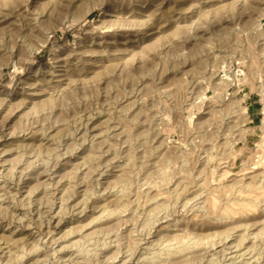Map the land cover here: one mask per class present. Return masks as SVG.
Masks as SVG:
<instances>
[{
    "label": "rangeland",
    "instance_id": "374dc122",
    "mask_svg": "<svg viewBox=\"0 0 264 264\" xmlns=\"http://www.w3.org/2000/svg\"><path fill=\"white\" fill-rule=\"evenodd\" d=\"M262 53L264 0H0V264H264Z\"/></svg>",
    "mask_w": 264,
    "mask_h": 264
},
{
    "label": "bare ground",
    "instance_id": "6f19581e",
    "mask_svg": "<svg viewBox=\"0 0 264 264\" xmlns=\"http://www.w3.org/2000/svg\"><path fill=\"white\" fill-rule=\"evenodd\" d=\"M259 41V40H258ZM261 45V44H260ZM262 55H264V53H262ZM218 85V84H217ZM264 90L261 88V96H262V98H261V100H262V103H263V110H262V112H263V115H264V92H263ZM244 112V111H243ZM242 112V110H235L234 112H230L229 114H232V115H235L236 113L238 114H242L243 113ZM232 117V116H231ZM264 118V117H263ZM229 146V145H228ZM227 154V153H226ZM264 174V173H263ZM245 186V185H244ZM247 189V188H246ZM199 198V197H198ZM238 199V198H237ZM236 199V200H237ZM243 199V198H242ZM154 200V199H153ZM244 200V199H243ZM249 200V199H248ZM264 203V202H263ZM258 204V203H257ZM240 205V204H239ZM251 205V204H250ZM242 206V205H241ZM157 208V207H156ZM159 211V210H158ZM157 211V212H158ZM230 211V210H229ZM242 211V210H241ZM249 211V210H248ZM153 225V224H152ZM149 227V226H148ZM223 238V237H222ZM262 240V239H261ZM189 241H190V239H189ZM264 243V242H263ZM197 245V244H196ZM210 245V244H209ZM172 246V245H171ZM148 247V246H147ZM152 247V246H151ZM196 247V246H195ZM200 247V246H199ZM205 247V246H204ZM170 248V247H169ZM182 248V247H181ZM237 248V247H236ZM174 251V250H173ZM173 253V252H172ZM175 253V252H174ZM208 253V252H207ZM186 254V253H185ZM169 255V254H168ZM224 255V254H223ZM220 256V255H219ZM166 257V256H165ZM230 257V256H229ZM149 258V257H148ZM241 259V258H240ZM84 260V259H83ZM178 260V259H177ZM180 260V259H179Z\"/></svg>",
    "mask_w": 264,
    "mask_h": 264
}]
</instances>
